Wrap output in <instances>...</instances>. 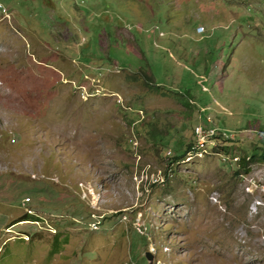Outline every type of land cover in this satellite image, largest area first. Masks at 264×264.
Segmentation results:
<instances>
[{"label":"rangeland","instance_id":"374dc122","mask_svg":"<svg viewBox=\"0 0 264 264\" xmlns=\"http://www.w3.org/2000/svg\"><path fill=\"white\" fill-rule=\"evenodd\" d=\"M249 121L264 0H0V264H264Z\"/></svg>","mask_w":264,"mask_h":264},{"label":"trees","instance_id":"16d2710c","mask_svg":"<svg viewBox=\"0 0 264 264\" xmlns=\"http://www.w3.org/2000/svg\"><path fill=\"white\" fill-rule=\"evenodd\" d=\"M143 70V69H142ZM128 121L130 123H132L134 120H130L128 119ZM200 125H197L195 127V129L193 130V139L189 142H185L184 144V141H183V135H181L179 137V146L175 152V155L174 157H168L167 153H166V156L165 158H171L170 160L168 161H179V160H182L184 159L186 156H187V152L189 154V152L193 149L194 145L195 144V130L197 127H199ZM263 126H260L258 122H254L252 123V121H249V128H251V132L253 133V136L255 138V146L253 149H251L249 151V153H245L241 156L238 157V159L236 160V162H234V164L236 165V171H235V174L237 176H241L243 177L244 175L246 174H249L252 170V165L255 164V163H262L264 162V129L262 128ZM216 128V133L219 132V128L214 126V125H208V132L211 130V129H215ZM136 131L138 133H153V129H150L145 125V124H142V125H139L137 128H136ZM225 135H219V136H208L206 137V141L208 140H211V142L215 143L218 141V143L222 142V143H225L227 142L228 140H230L231 137H229V134H227L226 132H221ZM165 137L166 135L165 134H162L159 132L158 134V140L164 144L163 141H165ZM229 137V138H228ZM226 138H228L226 140ZM165 146V144H164ZM215 146V145H213ZM211 147V146H210ZM206 148L208 149V145H206ZM222 149H225L226 152H227V149L226 147H222ZM229 163V162H227ZM168 168V167H167Z\"/></svg>","mask_w":264,"mask_h":264},{"label":"built area","instance_id":"2783aa9c","mask_svg":"<svg viewBox=\"0 0 264 264\" xmlns=\"http://www.w3.org/2000/svg\"><path fill=\"white\" fill-rule=\"evenodd\" d=\"M209 125H211V124H209ZM206 135H213V136L217 137L218 133H210V132H208V125L200 124L199 133L196 136V141L195 142L206 141ZM221 135H225V134L221 133ZM159 182H161V181H159ZM102 217H103V215H100L98 213L93 214V219H96V225H101ZM138 228H139V231L141 233H144V231L142 230L141 225H139Z\"/></svg>","mask_w":264,"mask_h":264},{"label":"bare ground","instance_id":"6f19581e","mask_svg":"<svg viewBox=\"0 0 264 264\" xmlns=\"http://www.w3.org/2000/svg\"><path fill=\"white\" fill-rule=\"evenodd\" d=\"M199 129H200V126L199 127H197L196 128V130H195V136H197L198 135V133H199ZM210 133H216V130L215 129H211L210 131H209ZM208 136H213V135H206V137H208ZM210 143H212V144H214L215 145V143H213V142H211V140H210ZM210 143H208L207 145H209ZM195 144L197 145V143L195 142ZM196 145H194V147H193V149L192 150H194L195 152H197L194 148H196L195 146ZM206 149V151H204V149H202L201 150V153L199 154V155H203V154H205V153H207L208 152V149L207 148H205ZM191 150V151H192ZM190 151V152H191ZM190 152H189V156H190ZM200 152V151H199ZM169 153H171V151H169ZM170 169H172V167H170ZM159 176H161L162 178L164 177L163 175H159ZM164 179L166 180V178L164 177ZM90 190V189H89ZM90 194H91V196H94L95 195V191L93 190V192L90 190V192H89ZM87 197H88V195H87ZM96 221V219H94V222ZM95 224H96V222H95ZM92 225V224H91ZM99 226H101V225H99Z\"/></svg>","mask_w":264,"mask_h":264},{"label":"water","instance_id":"95a60500","mask_svg":"<svg viewBox=\"0 0 264 264\" xmlns=\"http://www.w3.org/2000/svg\"><path fill=\"white\" fill-rule=\"evenodd\" d=\"M145 256L149 261V264H152L154 262L155 255L151 251H146Z\"/></svg>","mask_w":264,"mask_h":264},{"label":"clouds","instance_id":"9594fccd","mask_svg":"<svg viewBox=\"0 0 264 264\" xmlns=\"http://www.w3.org/2000/svg\"><path fill=\"white\" fill-rule=\"evenodd\" d=\"M199 28H201V27H199ZM202 28H203V27H202ZM208 125H209V124H208ZM211 125H212V124H211ZM213 125H214V124H213ZM196 126H197V125H196ZM214 126H215V125H214ZM219 129H220V128H219ZM221 132H222V130H221ZM221 132H220V133H221ZM219 135H220V134H218V136H219ZM222 136H223V135H222ZM229 137H230V135H229ZM229 137H228V138H229ZM187 155H188V152H187ZM186 157H187V156H186ZM186 157H185V158H186ZM185 158H184V159H185ZM167 167L169 168V165H168ZM148 251H151V252L155 255V252L153 251L152 248H151L150 250H148ZM155 258H156V255H155ZM155 258H154V261H155Z\"/></svg>","mask_w":264,"mask_h":264}]
</instances>
